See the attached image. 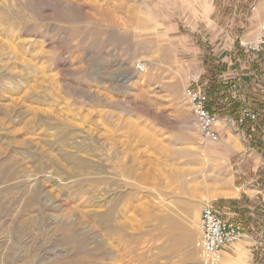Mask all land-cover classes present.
Instances as JSON below:
<instances>
[{
	"label": "rangeland",
	"instance_id": "374dc122",
	"mask_svg": "<svg viewBox=\"0 0 264 264\" xmlns=\"http://www.w3.org/2000/svg\"><path fill=\"white\" fill-rule=\"evenodd\" d=\"M188 2L0 0L1 262L202 264V209L245 202L215 198L225 178L249 187L230 148L239 126L208 140L184 97L196 50L210 55L178 28ZM256 15L263 25L264 4ZM219 83L211 105L237 121L244 103ZM232 219L244 237L223 259L264 264Z\"/></svg>",
	"mask_w": 264,
	"mask_h": 264
},
{
	"label": "crops",
	"instance_id": "0c3cea01",
	"mask_svg": "<svg viewBox=\"0 0 264 264\" xmlns=\"http://www.w3.org/2000/svg\"><path fill=\"white\" fill-rule=\"evenodd\" d=\"M218 1L189 0V12L180 18L178 28H188L189 33L184 38L193 41L196 35L210 51L206 57L199 56L202 51L196 50L197 59H202L198 60L202 67L201 71L191 76L189 83H198L208 89L207 85L221 82L229 89L233 100L244 103L238 106V118L245 105L259 115L257 121H246L229 135L232 155H238L239 172L249 188L248 191H241L231 185L230 192L233 195L221 198H228L231 203L234 201L233 204L243 198L245 202L235 204L236 207H231L232 204L216 206L232 222L237 223L232 216L237 215L239 218V214L243 215L248 222L244 229L252 233V237L248 238L253 243H264V51L258 56H251L244 42V39L252 41L259 35L260 20L256 11L264 1L260 3L257 0L258 3L251 4L249 14L241 10L248 0H230L228 6L233 10H229V13L225 10L226 1L222 0V5ZM210 108L219 116L227 118L226 114H219L211 103ZM201 236L200 227L195 232L197 247H200ZM223 264H227L225 259Z\"/></svg>",
	"mask_w": 264,
	"mask_h": 264
},
{
	"label": "built area",
	"instance_id": "2783aa9c",
	"mask_svg": "<svg viewBox=\"0 0 264 264\" xmlns=\"http://www.w3.org/2000/svg\"><path fill=\"white\" fill-rule=\"evenodd\" d=\"M248 54L258 56L264 51V24L260 26L256 39L245 44ZM142 72L144 66L137 65ZM184 97L189 101L195 123L199 132L208 140L217 143L222 140L225 125L242 126L246 121H257L259 115L253 113L246 105L242 107L237 121L224 119L210 108L211 98L207 89L198 83L189 84L184 90ZM224 122V126L221 125ZM202 230L200 242V258L202 264H221L224 254L235 243L241 241L244 233L240 226L227 219L216 206H205L200 214Z\"/></svg>",
	"mask_w": 264,
	"mask_h": 264
},
{
	"label": "bare ground",
	"instance_id": "6f19581e",
	"mask_svg": "<svg viewBox=\"0 0 264 264\" xmlns=\"http://www.w3.org/2000/svg\"><path fill=\"white\" fill-rule=\"evenodd\" d=\"M221 125L222 126H224V122H221ZM220 186L222 187V188H225L224 189V191H222V192H219V193H217L216 195H215V198L216 197H229V196H231V195H233V193H231L230 191H231V189H232V186H231V183H230V181L229 180H227L226 178L221 182V184H220ZM234 189V188H233ZM234 192V191H233ZM29 201V200H28ZM32 207V206H31ZM70 233V232H69ZM20 258V257H19ZM18 258V259H19ZM8 259V258H7ZM6 259V260H7ZM5 260V261H6ZM9 260V259H8ZM223 260L224 259H222V261H221V264H223ZM11 261V260H10ZM14 261V260H13ZM33 259H31V258H29L28 256L26 257V258H24V261H23V263L24 264H34L35 262H36V264H45L41 259L40 260H36L34 263H33ZM1 262V261H0ZM0 264H14V262H12L11 261V263L9 262V263H4V261L3 262H1Z\"/></svg>",
	"mask_w": 264,
	"mask_h": 264
},
{
	"label": "trees",
	"instance_id": "16d2710c",
	"mask_svg": "<svg viewBox=\"0 0 264 264\" xmlns=\"http://www.w3.org/2000/svg\"><path fill=\"white\" fill-rule=\"evenodd\" d=\"M238 108H239V107H237L236 111L234 112L235 115H237V113H238Z\"/></svg>",
	"mask_w": 264,
	"mask_h": 264
}]
</instances>
